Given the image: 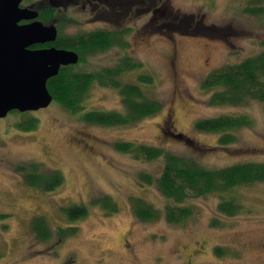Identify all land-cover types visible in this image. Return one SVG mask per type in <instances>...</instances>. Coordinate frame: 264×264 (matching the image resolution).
<instances>
[{
  "label": "rangeland",
  "instance_id": "374dc122",
  "mask_svg": "<svg viewBox=\"0 0 264 264\" xmlns=\"http://www.w3.org/2000/svg\"><path fill=\"white\" fill-rule=\"evenodd\" d=\"M93 2L22 0L21 5L33 4L37 11L42 3L55 6L53 22L66 36L122 30L124 45L87 55L75 70L94 71L130 56L141 65L120 80L139 84L138 76H151L152 84L139 85L161 109L127 124L86 122L81 115L89 110L124 111L116 89L92 83L75 112L52 98L46 107L0 118V264H264V181L191 195L182 204L192 214L170 223L164 208L172 202L154 183L139 182L143 173L158 177L163 159L146 160L114 147L118 141L153 145L210 169L264 162V100L212 104L214 90L202 87L213 71L264 50V15L245 12L253 0H129L114 13ZM178 25H185V32ZM192 28L200 33H188ZM238 115L251 124L220 132L195 128L199 119ZM224 133L232 140L221 145ZM31 163L41 173L59 172L60 185L49 191L28 185L17 168ZM137 198L158 215L136 217ZM99 199L115 209L106 210ZM227 199L238 206L233 215L218 209ZM73 205L85 206L86 215L69 220L65 209ZM36 216L45 217L50 238L31 230ZM60 227L74 231L61 238Z\"/></svg>",
  "mask_w": 264,
  "mask_h": 264
},
{
  "label": "trees",
  "instance_id": "16d2710c",
  "mask_svg": "<svg viewBox=\"0 0 264 264\" xmlns=\"http://www.w3.org/2000/svg\"><path fill=\"white\" fill-rule=\"evenodd\" d=\"M253 1L255 4L264 3V0ZM51 3L55 4L56 1H51ZM253 3L246 8L245 12L264 15V8L259 5L253 6ZM54 7L52 4L42 3L38 8V18L45 24L52 23ZM184 26L178 25L176 28L181 31ZM188 33H200V29L192 28ZM121 38L122 30L99 29L73 36L58 33L55 41L48 45L76 51L79 55L78 63H81L89 54L114 45H124ZM139 65L141 64L130 56L122 57L112 66L90 72L76 71L75 65H68L61 67L56 76L47 80V88L53 100L75 112L81 109V100L92 83L112 87L118 91L124 111L89 110L82 113L81 119L104 125L132 123L157 113L161 109V103L147 98L139 85L152 84L151 76H138L139 84L124 83L120 80L123 73ZM202 87L214 90L210 95L212 104L240 105L251 99L264 100V50L245 58L238 64L213 71L203 80ZM250 124L251 120L245 115L219 116L199 119L195 122V128L201 131L220 132ZM175 135V133H171L172 137ZM231 140L232 137L229 133L221 134L218 138L221 145L227 144ZM114 147L118 151L131 153L146 160H154L159 157L163 159L162 171L158 177L143 173L139 176V182L141 184L154 183L160 193L172 202L166 204L164 208L165 217L170 223L183 222L192 214L191 207L182 204L191 195L203 196L210 193H222L238 185L264 181V162H239L222 168L210 169L203 167L192 158L174 155L153 145L118 141L114 143ZM17 170L23 173L24 181L28 185L46 191L54 189L62 182V175L59 172L41 173L39 166L33 163L20 165ZM96 202L108 211L115 209L108 199H99ZM132 209L135 216L142 220L152 219L158 215L157 209L138 198L134 200ZM218 209L222 213L233 215L238 211V206L233 199H227L218 205ZM65 210L69 220L84 217L87 212L83 205H73ZM31 230L41 239L45 240L51 237V230L43 216L33 218ZM73 231V227H60L58 235L62 238Z\"/></svg>",
  "mask_w": 264,
  "mask_h": 264
},
{
  "label": "water",
  "instance_id": "95a60500",
  "mask_svg": "<svg viewBox=\"0 0 264 264\" xmlns=\"http://www.w3.org/2000/svg\"><path fill=\"white\" fill-rule=\"evenodd\" d=\"M22 0H0V118L8 112H25L46 107L52 100L47 80L61 67L75 65L74 50L53 45L33 49L35 44L52 43L58 30L54 22L38 19L33 4Z\"/></svg>",
  "mask_w": 264,
  "mask_h": 264
},
{
  "label": "flooded vegetation",
  "instance_id": "af4514ba",
  "mask_svg": "<svg viewBox=\"0 0 264 264\" xmlns=\"http://www.w3.org/2000/svg\"><path fill=\"white\" fill-rule=\"evenodd\" d=\"M93 1H95V0H89V2H91L92 4H95V2H93ZM96 1L99 2L100 4L104 5V6H107V9H109L113 13H114V11H113L114 7H117L119 5L120 6H124L122 4L125 2L123 0H96ZM154 11L156 12V10H154ZM38 13H39V10H38ZM106 13H107V15H110V13L107 12V10H106ZM101 14H105V12H101ZM45 44H47V46H45ZM45 44H35V45L32 46V48L33 49H37V48H44V47L50 46V45H48L50 43H45Z\"/></svg>",
  "mask_w": 264,
  "mask_h": 264
},
{
  "label": "bare ground",
  "instance_id": "6f19581e",
  "mask_svg": "<svg viewBox=\"0 0 264 264\" xmlns=\"http://www.w3.org/2000/svg\"><path fill=\"white\" fill-rule=\"evenodd\" d=\"M13 111V110H12ZM8 114V113H7Z\"/></svg>",
  "mask_w": 264,
  "mask_h": 264
}]
</instances>
